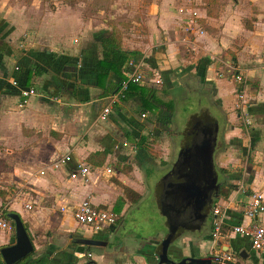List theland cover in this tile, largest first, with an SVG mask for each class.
Here are the masks:
<instances>
[{"label":"crops","instance_id":"crops-1","mask_svg":"<svg viewBox=\"0 0 264 264\" xmlns=\"http://www.w3.org/2000/svg\"><path fill=\"white\" fill-rule=\"evenodd\" d=\"M100 2L85 16L78 1L0 0V190L14 185L9 207L0 196V209L10 222L9 213L20 216L33 244L40 231L54 239L36 246L22 264L81 263L83 246L75 237L120 231L134 204L118 202L123 186L141 198L150 169L166 167V175L195 118L218 124L213 161L229 190L226 197L219 191L200 229L186 230L169 253L173 259L205 256L212 247L231 254L233 264H264L250 237L233 230L250 222L244 214L249 195L258 192L264 199V0H216L200 8L187 0H154L138 3L137 14L127 1ZM113 30L121 48L136 54L122 76L110 71L98 82L101 40ZM133 72L142 79L127 97L111 101ZM22 86L36 93L20 106ZM202 94L206 103L177 114L179 99ZM106 106L110 111L101 119ZM66 154L70 161L51 166ZM79 163L91 169L88 182L69 176ZM85 198L115 213L116 223L99 231L77 223L71 212ZM215 207L224 215L213 241ZM167 218V230L140 240L126 232L113 248H92L88 260L154 264ZM14 241L13 226L0 230V248Z\"/></svg>","mask_w":264,"mask_h":264},{"label":"water","instance_id":"water-1","mask_svg":"<svg viewBox=\"0 0 264 264\" xmlns=\"http://www.w3.org/2000/svg\"><path fill=\"white\" fill-rule=\"evenodd\" d=\"M217 131L216 121L205 120L204 123L200 118H195L187 125L177 158L163 177L166 179L176 174L169 185L170 203L166 204L164 198L160 200L161 208L168 217L169 229L159 240L155 251L157 261L154 264H219L212 255L173 259L169 253L170 245L186 230L200 229L208 219L213 203L219 198L220 185L224 182L223 174L216 169L213 161ZM8 217L13 222L15 241L0 248V257L3 264H18L26 260L35 247L20 216L9 213ZM188 220L190 223H186ZM80 238V242L85 244L97 243L96 239ZM124 238L126 236L123 233L113 229L109 237L112 248ZM242 253L244 250L238 253L240 258L246 259ZM87 263L95 264L90 259Z\"/></svg>","mask_w":264,"mask_h":264},{"label":"built area","instance_id":"built-area-1","mask_svg":"<svg viewBox=\"0 0 264 264\" xmlns=\"http://www.w3.org/2000/svg\"><path fill=\"white\" fill-rule=\"evenodd\" d=\"M140 72H133L128 74L124 80H122L120 87L110 96L111 101L115 99L123 98L125 90L128 88L130 83H138L142 79ZM238 79L241 77L238 76ZM12 85H17L18 82L15 79L11 80ZM36 93L33 87L22 86L20 88V106L24 105L28 98ZM110 111V107L106 106L103 108L100 118L105 119ZM142 116H145L142 114ZM249 123V122H247ZM71 157L69 154L63 155L56 159L51 166L57 168L62 164H66L70 161ZM91 169L85 163H79L77 167L70 171V178L80 179L82 182H88L89 173ZM110 172V168L106 170ZM43 173V172H41ZM29 208L30 205H27ZM64 210V207L60 208ZM264 212V199L258 192H253L249 195V198L244 207V214L250 218V222L247 225H237L234 227V232L244 234L250 237L251 245L254 249L264 253V220H259L260 215ZM72 216L77 223L90 228L92 231H99L106 227H110L116 223L117 215L111 210L99 209L92 204L90 199L85 198L81 200L75 208L72 210ZM214 221H213V232L212 239L215 241L221 234V226L223 224L224 212L218 208H213ZM12 225L10 220L6 217L4 212L0 209V230H11ZM210 255L218 259L219 264H233L234 260L231 254L216 253L210 249Z\"/></svg>","mask_w":264,"mask_h":264},{"label":"rangeland","instance_id":"rangeland-1","mask_svg":"<svg viewBox=\"0 0 264 264\" xmlns=\"http://www.w3.org/2000/svg\"><path fill=\"white\" fill-rule=\"evenodd\" d=\"M81 2V11L82 14L88 16L91 13V10H95L101 3L100 1L105 2L103 5L108 4L109 2H118L121 0H70V2ZM127 1L131 4L130 12L137 14L138 10V3L142 4L147 1L153 2L154 0H123ZM216 0H187L188 3H193V6L196 8H200L202 5L211 4ZM211 2V3H210ZM146 4V3H145ZM189 4V5H190ZM102 5V6H103ZM102 8V7H101ZM196 14V12H194ZM192 26V25H191ZM197 98V100H195ZM204 95H194L181 98L177 102L178 111L177 114L182 116L187 110L188 111H195L200 106L199 103H206L204 101ZM211 111L215 112V109L211 106ZM177 154V153H176ZM6 169V168H5ZM7 170V169H6ZM8 171V170H7ZM151 174L148 177L150 181V185L147 188V192L141 196L140 200L127 209V211L122 216V226L120 227L121 233L125 236L128 235L129 238L133 240H140L141 237L149 236L150 234L156 232L157 230H167L168 225L165 224V219L167 217L164 210L161 208L160 198L161 196L164 197V189L163 186L166 183V180L163 179L165 175L166 167H154L149 170ZM149 172V173H150ZM158 182V184H156ZM14 184V182H13ZM14 185H11L13 187ZM10 187V188H11ZM9 188V191H4L3 202L6 206L9 207L10 200L14 196V191ZM27 190H29L27 188ZM159 197V198H158ZM127 232V235L125 234ZM191 232V231H189ZM36 244L34 247H45L49 241L52 243L54 239H47L44 238V232L40 231L35 234ZM59 243V242H57ZM29 256L26 258L28 260Z\"/></svg>","mask_w":264,"mask_h":264},{"label":"trees","instance_id":"trees-1","mask_svg":"<svg viewBox=\"0 0 264 264\" xmlns=\"http://www.w3.org/2000/svg\"><path fill=\"white\" fill-rule=\"evenodd\" d=\"M102 47V57L97 63V81L100 82L108 72L114 71L117 74L122 76V71L124 70L127 63L133 58L136 54V51H127L121 48V40L120 34L117 30H113V32L104 37L101 40ZM119 82V86L121 85ZM136 83H130L128 88L125 90L123 98L127 97V94L130 93L131 89ZM24 87V86H23ZM117 88V89H118ZM222 172H225V169L221 168ZM227 188L224 185L220 188V196L226 197L228 194ZM0 196H4V191L0 190ZM129 200L131 203H136L140 199V195L132 191L126 186H123V197L119 199L118 202H122V200ZM5 215L7 216V211L3 210ZM13 226V223L11 222Z\"/></svg>","mask_w":264,"mask_h":264},{"label":"flooded vegetation","instance_id":"flooded-vegetation-1","mask_svg":"<svg viewBox=\"0 0 264 264\" xmlns=\"http://www.w3.org/2000/svg\"><path fill=\"white\" fill-rule=\"evenodd\" d=\"M178 172H181V170H179ZM176 175V174H175ZM175 175L174 176H171V175H169L165 180H166V183L164 184V186H163V191H165V195H164V201H165V203L166 204H169L170 203V199H169V196H170V194H166V192L167 191H169L170 190V187H169V185H170V183H171V180H173L174 178H175ZM168 193V192H167ZM190 220H188V221H186V223H190L189 222ZM183 224V223H182ZM109 237H110V233H108L107 234V236L106 237H103V238H97V237H95V236H92V237H88V238H91V239H96V241H97V243L96 244H85V243H82V242H80L81 241V238H74V240L75 239H77V241H78V244L79 245H81V246H83V261L81 262V263H76V264H86L89 260H88V258L90 257V254H91V249L92 248H96V247H101V248H105V249H107V248H109L110 246H111V244H110V242H109ZM90 241H92V240H90ZM31 255V254H30ZM29 255V256H30ZM25 261V260H24ZM24 261H21L20 263H18V264H22Z\"/></svg>","mask_w":264,"mask_h":264}]
</instances>
